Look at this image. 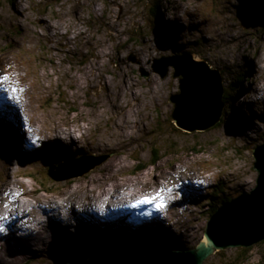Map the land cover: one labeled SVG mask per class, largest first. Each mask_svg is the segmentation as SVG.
Wrapping results in <instances>:
<instances>
[{
	"label": "rangeland",
	"instance_id": "rangeland-1",
	"mask_svg": "<svg viewBox=\"0 0 264 264\" xmlns=\"http://www.w3.org/2000/svg\"><path fill=\"white\" fill-rule=\"evenodd\" d=\"M263 3L0 0V77H9L0 88V207L11 201L10 190L20 197L19 209L37 206L33 217L43 237L47 230L42 223L51 219H45L50 213L44 215L40 203L69 198L64 206L58 203L60 208L76 212L78 222L87 220L79 236L69 230L51 233L52 245L58 233L63 235L55 242L60 247L46 248L47 240L40 241L42 254L29 244L7 255L8 245L0 244V264H87L77 247L84 244L91 253L98 242L107 252L89 259L129 264L142 256L126 244L140 236L139 227L151 232L148 256L195 249L205 239L213 209L257 187L253 154L264 145ZM188 54L223 76L224 117L207 131L191 132L172 122L175 105L170 99L180 93V79L174 78L173 68L166 78L155 73L157 61ZM13 86L23 91L13 92ZM191 124L200 126V121ZM9 136L16 143L12 148L7 147ZM104 156L108 161L83 174ZM175 162L187 184L175 189L173 198L187 201L178 211H166L173 227L159 217L136 219L143 216L138 210L113 219L83 214L106 191L107 199L137 188L164 196L171 189L167 179L162 182ZM216 189L224 192L218 200L212 196ZM7 209L0 216L9 220ZM24 219L18 222L27 235ZM9 229L0 226V235ZM13 229L16 238L18 230ZM205 264H264V242L251 249L222 250Z\"/></svg>",
	"mask_w": 264,
	"mask_h": 264
},
{
	"label": "water",
	"instance_id": "water-1",
	"mask_svg": "<svg viewBox=\"0 0 264 264\" xmlns=\"http://www.w3.org/2000/svg\"><path fill=\"white\" fill-rule=\"evenodd\" d=\"M167 62L163 68L159 65ZM155 73L162 78L174 69V78L180 79V93L173 95L170 102L175 105L171 115L178 128L191 132L207 131L217 127L225 113L226 90L223 76L208 62L198 61L193 55L163 58L157 61ZM200 121L194 126L191 121ZM189 125V126H188ZM255 169L259 174L257 187L251 193L225 203L210 219L205 239L190 251H167L153 256H135L129 264H205L222 250L230 248L251 249L264 242V145L254 151ZM85 159H92L85 157ZM104 156L83 173L89 174L108 161ZM2 144L0 143V162ZM75 162V161H74ZM50 177L55 179L53 174ZM87 264H106L88 259ZM109 264H122L120 262Z\"/></svg>",
	"mask_w": 264,
	"mask_h": 264
},
{
	"label": "bare ground",
	"instance_id": "bare-ground-1",
	"mask_svg": "<svg viewBox=\"0 0 264 264\" xmlns=\"http://www.w3.org/2000/svg\"><path fill=\"white\" fill-rule=\"evenodd\" d=\"M2 89V88H1ZM134 96H135V94H133ZM262 95H264V94H262ZM4 96H1L0 97V99H2ZM112 100V99H111ZM4 101V105L6 104H8V102L7 101H5V100H3ZM137 101V100H136ZM7 107H8V105H7ZM115 108H119L117 105L115 106ZM236 113V112H235ZM9 115H11V114H9ZM5 124V123H4ZM126 124L127 125H129L130 124V122L129 121H127L126 122ZM12 132V131H11ZM15 133V132H14ZM13 133V134H14ZM33 134V133H32ZM21 138H20V136H19V140H20ZM51 140V139H50ZM20 143H21V140H20ZM16 144V143H15ZM13 145H14V143H13ZM127 144H125V146H126ZM22 147V146H21ZM23 148H21V149H19L20 151L22 150ZM39 152H37V154H38ZM77 158V157H76ZM72 159H74V158H72ZM111 181H113V180H111ZM130 190V189H129ZM136 190H140V191H142V192H144V190H142V189H134L133 191L132 190H130V196L132 197V198H137L138 197V195H140V194H142V192H140V194H133V193H135L136 192ZM117 191H119V190H117ZM157 191V190H156ZM169 191V190H168ZM107 192V191H106ZM116 192H114V194L113 195H118V194H115ZM122 193V192H121ZM161 194H164V193H161V192H159L158 194H150V198H154L153 197V195L154 196H160ZM8 195H10V199H11V201H8V203L9 204H12V207L11 208H9V209H7L6 211H4V215L5 216H7L8 218H9V220L8 219H6V217H3V216H0V226L1 227H3V228H7V227H10V229H9V232L10 233H4L3 235H0V244H7L8 245V251L6 252L7 253V255H9V254H14L13 253V251L16 253V252H18V251H22V249H27L30 245L32 246V247H35L34 249H33V251L36 253V254H42V252H44V250L45 249H42V247L41 248H39V242L40 241H42L44 238H45V240H47V244H46V248H50L51 246H52V248H53V245H57L58 247H60V245H58V243H56L55 244V242L56 241H59L60 239H63V233L62 234H60V233H58V235L56 236L57 238H53V241L55 240V242H53V245H52V239H48L49 237L51 238V236H50V234L52 233V235H54L56 232H58V231H63V229H61L60 228V223L58 222V221H56V220H53V219H51V220H49V222H47L46 223V225L45 224H43L42 223V228H43V230H47L46 231V233L44 234V237H43V235H40L39 236V239H37L35 236L34 237H32V238H30V239H32V241L34 240V241H36V243H34V244H31L30 243V241H27L25 238H21V239H19V238H17L18 237V234H17V237L16 238H14V235H15V233H13V227H15V223H17L18 221H21L23 218H26V217H28V218H30V219H32L33 220V216L36 218V216L38 215V212L36 211V210H34V211H31V212H22L21 214H18L17 213V209L15 208V206L13 205V201L15 200V195H13V193L11 192V191H9L8 192ZM163 196V195H162ZM110 197H112V195H110ZM110 197H108V199L107 200H109V201H111V202H113L114 200H116L117 199V201L116 202H118V199L121 197V196H119V198L118 197H116V196H113L112 198H110ZM107 198V197H106ZM100 199V197H98V199H95V202H97L98 200ZM155 201L157 200V198H155L154 199ZM127 201H131V200H129V199H125V202H127ZM158 201H160V199L158 200ZM157 201V202H158ZM165 202V201H164ZM91 203V202H90ZM22 204V203H21ZM23 205V204H22ZM40 208H42V211H43V213H44V215H46L47 213H49V207H52V206H56V207H60L59 206V204L58 203H56V202H50V203H45V204H43V203H40ZM17 207V206H16ZM93 207H95V205H93V204H91V208H93ZM68 207H66V209H67ZM91 208L89 209V211L91 210ZM161 208V207H160ZM147 209H149V207L146 205V204H141V201H138V202H132L131 203V206L130 207H128V209H127V211H124L125 213H124V215H125V217H129L131 214H133L134 213V215H135V212H137V210L138 211H140L142 214H143V216L141 217V216H139V217H137L136 219H142V218H144V220H146V222H147V220L149 221V218H151V220L152 221H154V218L156 217V215L155 214H147ZM82 210L84 211V209L82 208ZM163 210H165V209H163ZM93 211H94V215H96L97 216V213H95V210L93 209ZM19 212V211H18ZM34 212V213H33ZM88 212V211H87ZM87 212H84L83 214L84 215H86V217L88 216L89 217V214L87 213ZM68 213H71V211L69 212L68 211ZM140 213V214H141ZM130 214V215H129ZM164 214H165V217H167L166 216V214H167V212L166 211H164ZM39 215H42V213L40 212V214ZM73 216H77V213L76 212H74L73 214H72ZM84 215H83V217H84ZM99 216V215H98ZM106 216H107V213L105 214V217L104 218H106ZM110 217L111 216H107V219H110ZM101 218V217H100ZM78 219H81L80 217H78ZM157 219L159 220V218L157 217ZM82 220H84V219H82ZM160 221V220H159ZM79 223V222H78ZM151 223V222H150ZM145 226L147 225V223L146 224H144ZM56 226V227H55ZM12 227V228H11ZM52 227H55L56 228V230L55 231H51V228ZM92 228V227H91ZM141 230L140 231H142V230H146L145 228H142V227H139ZM17 227H16V233H17ZM94 229H99V228H92V231H94ZM22 232H24V231H22ZM24 234H25V232H24ZM28 235L29 234H27L26 236L28 237ZM91 235V234H90ZM100 235V234H99ZM98 235V236H99ZM97 236V237H98ZM96 237V238H97ZM100 237V236H99ZM28 239V238H27ZM93 239H95V238H93ZM66 240V239H65ZM16 243V245H14V244H12V243ZM30 244V245H29ZM123 245L121 244L120 245V249H121V247H122ZM125 247V246H124ZM78 248V250H79V253L80 254H82V256L83 257H85V261L86 260H88L91 256H94L95 258L96 257H101V254H100V252L102 253V254H104V252L106 251L107 252V247L105 246V245H100L99 244V242L96 244V247L92 250V252L91 253H84L83 254V248H82V246H78L77 247ZM52 252V251H51ZM57 252H59V250H57ZM60 253V252H59ZM77 255V254H76ZM75 255V256H76ZM105 255V254H104ZM133 254L131 253V255L130 256H132ZM27 257H29L30 258V256H27ZM70 257V256H69ZM56 258V257H55ZM57 258H64V257H62L60 254H59V256H57ZM65 262V261H64ZM67 264H79V263H74V262H72V261H67Z\"/></svg>",
	"mask_w": 264,
	"mask_h": 264
},
{
	"label": "trees",
	"instance_id": "trees-1",
	"mask_svg": "<svg viewBox=\"0 0 264 264\" xmlns=\"http://www.w3.org/2000/svg\"><path fill=\"white\" fill-rule=\"evenodd\" d=\"M261 1H263L264 2V0H261ZM264 4V3H263ZM224 103H225V106H227V95L225 94V97H224ZM220 125H221V123H220ZM7 139V147L8 148H12L13 147V143H15V140H14V138L12 139L10 136H9V138H6ZM161 159L158 157V158H155L154 159V161H153V165H157L158 164V162L160 161ZM145 170V168H142V169H139V170H137L136 171V173H134V175H137V174H139V173H141V172H143ZM69 184H71L70 182H69ZM216 193L214 194V195H212L213 196V198H214V200H218L219 198H220V196L221 195H223L224 194V192H222V191H220V190H218V189H216V191H215ZM230 200L229 199H227L226 201H225V203L226 202H229ZM218 211V207H215L214 209H213V212H212V214L214 215L216 212ZM151 232L149 231V230H142L141 232H140V236H138L137 237V239L135 240L134 239V241H131V242H127L126 244L128 245V246H130L131 248H133V249H137V254H140V255H142V256H148L149 255V250L151 249V247H152V243H151V241L150 240H147V235H149ZM91 244V243H90ZM82 246V248H83V254L84 253H87L88 251H85V246L86 245H81ZM96 247V244H95V246H94V248ZM93 248V249H94ZM71 258H72V256H70Z\"/></svg>",
	"mask_w": 264,
	"mask_h": 264
},
{
	"label": "snow or ice",
	"instance_id": "snow-or-ice-1",
	"mask_svg": "<svg viewBox=\"0 0 264 264\" xmlns=\"http://www.w3.org/2000/svg\"><path fill=\"white\" fill-rule=\"evenodd\" d=\"M7 81H9V77H8L7 75H4V76L0 77V88H2L3 85H4ZM3 90H4V91H8L7 88H4ZM11 90H12L13 92L23 91L22 89H18V88H16L15 86H13ZM13 99H16V98L13 97ZM145 202H152V201L149 199V200H146ZM165 206H166V205L163 204V203H161V205H160L161 208H163V207H165Z\"/></svg>",
	"mask_w": 264,
	"mask_h": 264
},
{
	"label": "flooded vegetation",
	"instance_id": "flooded-vegetation-1",
	"mask_svg": "<svg viewBox=\"0 0 264 264\" xmlns=\"http://www.w3.org/2000/svg\"><path fill=\"white\" fill-rule=\"evenodd\" d=\"M10 191H11V190H10ZM11 192H12V191H11ZM16 196H17V195H16ZM16 196H15V197H16ZM17 213H18V214H21L22 212H18V210H17Z\"/></svg>",
	"mask_w": 264,
	"mask_h": 264
}]
</instances>
